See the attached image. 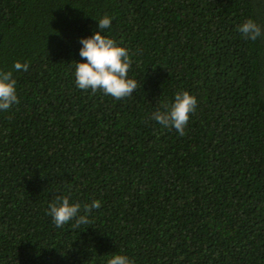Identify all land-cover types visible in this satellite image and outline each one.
Here are the masks:
<instances>
[{"label": "trees", "instance_id": "1", "mask_svg": "<svg viewBox=\"0 0 264 264\" xmlns=\"http://www.w3.org/2000/svg\"><path fill=\"white\" fill-rule=\"evenodd\" d=\"M104 15L139 84L119 100L75 83ZM0 71V264H264V0H0ZM178 91L183 136L151 119ZM57 195L101 207L57 228Z\"/></svg>", "mask_w": 264, "mask_h": 264}, {"label": "clouds", "instance_id": "2", "mask_svg": "<svg viewBox=\"0 0 264 264\" xmlns=\"http://www.w3.org/2000/svg\"><path fill=\"white\" fill-rule=\"evenodd\" d=\"M111 26V18L104 15L98 20L100 31L88 38H80L82 47L79 50L80 57L85 62H75V83L81 90L91 89L92 92L102 91L105 95L119 100L130 97L138 89L136 80L128 78V71L132 61L125 47L105 35L103 30ZM243 37L255 41L262 35L261 26L252 19L246 20L238 28ZM27 63H14L17 71H27ZM19 99L16 92V80L11 71H0V111L9 110ZM197 99L187 91H178L174 97V103L162 104L152 113L151 119L158 122L164 128H174L181 136L185 135V128L192 113L195 112ZM163 108V110H161ZM101 202L93 200L90 204H84L83 209L79 203H70L66 195H57L48 206V215L52 217L57 228L63 227L70 221H75L73 227L78 228L82 224H88V214L93 209H99ZM83 211L84 214H80ZM107 264H133L126 255H113Z\"/></svg>", "mask_w": 264, "mask_h": 264}]
</instances>
